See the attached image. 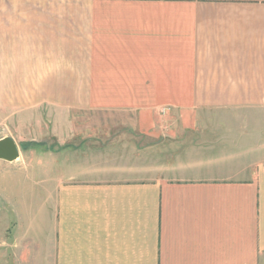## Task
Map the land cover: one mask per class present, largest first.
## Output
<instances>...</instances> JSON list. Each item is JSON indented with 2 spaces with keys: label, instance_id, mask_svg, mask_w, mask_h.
<instances>
[{
  "label": "crops",
  "instance_id": "obj_1",
  "mask_svg": "<svg viewBox=\"0 0 264 264\" xmlns=\"http://www.w3.org/2000/svg\"><path fill=\"white\" fill-rule=\"evenodd\" d=\"M258 110L264 0H0V264H264ZM116 127L193 133V174L25 147Z\"/></svg>",
  "mask_w": 264,
  "mask_h": 264
},
{
  "label": "rangeland",
  "instance_id": "obj_2",
  "mask_svg": "<svg viewBox=\"0 0 264 264\" xmlns=\"http://www.w3.org/2000/svg\"><path fill=\"white\" fill-rule=\"evenodd\" d=\"M250 115L255 117L254 121L258 122L259 119H256V117L263 119L264 110H258L256 113H250ZM207 126V132H211V126L213 125L208 124ZM255 126L263 129L264 123L262 121V123H256ZM258 127L255 131L259 129ZM166 130L168 131V128ZM167 131L164 136L150 141L133 131L116 127L106 130L100 137L94 136V134L88 138L77 137L70 143L62 145H56L57 143L54 140L32 141L25 147L37 146L44 150H51L55 147L58 149L66 148L69 145L75 148L76 158L80 159V163L89 165L92 168H97L96 165L101 163L109 169V172L116 173L115 176L122 173L123 177L132 175L131 178L140 175V177L147 176L148 178L168 177L173 179L193 174L194 160L196 159L195 149H201L196 145L199 142L198 137L189 131H185L183 134ZM173 132H176V130H173ZM212 141L216 144L219 143V140L216 139L207 140L209 144ZM84 148L83 154L78 155V150ZM224 148L229 147L226 144ZM252 151L254 150L252 149ZM258 158L251 156L252 164L256 163ZM178 160H181V164L176 168ZM166 165L174 167L173 170H165ZM114 174H112V177ZM18 223L19 221H11L10 232L18 227Z\"/></svg>",
  "mask_w": 264,
  "mask_h": 264
},
{
  "label": "water",
  "instance_id": "obj_3",
  "mask_svg": "<svg viewBox=\"0 0 264 264\" xmlns=\"http://www.w3.org/2000/svg\"><path fill=\"white\" fill-rule=\"evenodd\" d=\"M19 155L16 144L11 138L0 140V159L14 160Z\"/></svg>",
  "mask_w": 264,
  "mask_h": 264
}]
</instances>
